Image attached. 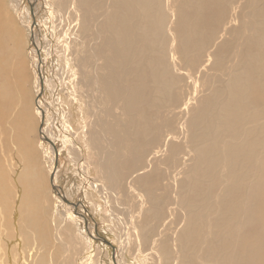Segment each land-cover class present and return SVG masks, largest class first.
Segmentation results:
<instances>
[{
  "label": "rangeland",
  "instance_id": "obj_1",
  "mask_svg": "<svg viewBox=\"0 0 264 264\" xmlns=\"http://www.w3.org/2000/svg\"><path fill=\"white\" fill-rule=\"evenodd\" d=\"M35 1L36 4L31 7L28 0H0V39L2 37L8 38L5 42L6 48H3V42L2 47H0L1 59L6 62V64L1 63L0 69L2 73L5 72L4 84L6 83L5 87L8 88L9 97L11 98V105L7 106L4 121L0 125L4 129V141H1L2 138L0 139L1 263L77 264V260L85 255V264H113L111 249L98 241L94 243L90 240L89 235L94 236V229L92 230L90 226L89 232L86 231V228L84 229L82 223H91V220L88 213L86 214L80 205V203H83L87 207L86 210L90 211L89 214H91L92 220L99 226V237L119 250L117 254L115 253V257H119L121 264H146L149 262L150 264H164L160 260L152 262L149 259L144 261L148 257L147 254H150V250H152V247H150L151 239L148 235L146 236L147 228L151 225L146 226L147 223H142L143 219L138 216L140 212L138 206L134 208L138 199L133 197L132 177H135L136 166L142 167V163L147 164V161L139 159L142 162L138 165H132V167H128L125 162L122 163L120 167L122 172L117 173V175L124 176L123 171H125L124 173L128 176L123 177L122 186L116 188L117 190H113V193L116 192V196L113 194L111 198L109 192H100V190L93 189V184L86 185L84 183L77 166V159L80 155L76 156L77 150L75 149H81L82 160L86 163L90 165L94 163L89 169L88 176L93 181L100 183L99 180L102 179V174L96 168V163L100 159V153H105V151L113 153L115 151L112 146L114 143H109L112 140L110 137L112 133H116L118 137H121L124 129L133 128V132L145 129L148 126L154 129L168 120L171 122H169L170 129L168 128V130L174 128L176 133L182 134L174 140L183 147L194 140L192 137L189 138V134L187 136L184 123H194L192 129L189 128V130L192 133L202 132L200 138L202 137L201 139L204 142L206 141V144L214 143L213 145H216L217 150L215 151L213 148L214 152H211V159L213 160L215 156L216 158L213 162L206 160L203 163L202 160L205 156L197 155L192 148L188 150L187 155L182 156L180 154L184 164L179 168L180 175L178 177L177 171L173 168L171 162L168 168L164 164L160 165L158 163L160 168L156 167L157 171L162 168L161 170L168 178L162 181L159 186L165 190V193L171 199L174 198V192H177L179 199L184 201V207L187 210L191 208L193 223H199V221L202 223L201 226L197 224V237L200 243L206 239L212 242L215 240L216 234L221 235V239L226 238L227 245L231 247L227 254L222 253L223 259H227V261L230 259L233 264H236L238 260L245 261L247 260L246 257H253L256 251L254 238L261 237L263 228L257 221L256 213L250 212V207L255 208L254 196L258 191L259 194L262 192L261 188L264 189V165L259 163V161L264 162V148H256V153L258 151L259 156L253 154L249 157L246 152H242L245 150V145H247L244 133L250 132L249 129L253 128V124L248 119L243 120L241 124H244L239 125L240 127L230 130L232 133H238V137L234 133L233 135L226 132V139L221 134L214 135L215 132H212L218 127L217 122H215L217 125L215 123L210 125L211 118H207L210 127L202 126V128L199 119L202 115L201 108L206 106V110L210 104L218 103L215 100L208 102L210 96L220 95V101L223 102L221 107L224 106L223 104L228 105L233 101L231 98L237 94L234 92L235 89L233 90L235 86L231 85L233 80L240 82L242 80V85L248 87L252 84L251 81L242 79V71L248 70V73L253 75L254 84L257 86L264 82V0H160L159 3L155 1L156 4L152 6V10L148 7L154 0H127V8L132 4L134 9L138 7V9H133V16L136 15V11L139 13L136 22H134L133 46H131L133 47V64H136L138 70L143 61L142 51L148 54L149 59L151 54L157 60L156 54L160 49L157 46L159 38L156 35L158 21H162L160 22L161 27L163 25L166 33L169 26L168 28L176 36V40L173 41L172 33L169 36L168 33L164 32L167 39L162 38L165 41L162 44L164 43V46L166 45L165 47L168 48L174 42V44H179L178 48H184L182 50L184 53L177 50V54H167L165 57V64L169 68L167 73L156 69V76L159 78V74L162 73V78L169 82L162 81V87L158 91L148 89L149 94L140 95L141 90H136L134 86H140L139 84L143 81L147 82L145 81L147 76L142 74L144 71H137L130 77V81H133V103H131V99H127L128 95L132 97V91L128 95L122 94L121 91L124 85L122 83L118 84L122 79H120L118 70V57L114 56V60L111 59L105 62L103 59L109 54L108 51L99 52L98 45L95 46L94 41L91 40L90 34H94L96 31L105 36L109 33L101 27L103 19L100 15L104 11L101 10V7L106 9V6L101 4L100 7L99 3H92V5L86 7L85 14L84 11H81L77 17L75 11L70 9L72 6L69 0H64L67 1L66 5L68 7L64 3L66 9L63 5L62 10L59 9L61 0ZM18 3L21 7L19 6L16 11ZM159 5L161 8L157 10L156 8ZM30 8L33 9L35 26L38 30L36 32H38L37 35L41 43V64L45 63L43 71L45 85H43L41 101L43 109L41 111L43 113L46 111L44 113L43 128L45 135L48 138L51 137V141L58 150L56 166L54 165L53 151H51L52 154L49 153L48 148L50 146L40 138V117L35 113V100H37L38 93L37 82L39 81L36 76L37 70H35L33 64L35 60L29 54L30 51L33 53V44L30 42L32 31H28L27 28L31 27L30 24H33ZM149 10L151 11L149 12ZM168 12H173V15L168 14ZM68 13L70 14L68 15ZM145 13H148L149 16L142 17ZM67 16H70L69 20ZM161 16H164V19ZM73 18L75 19L73 20ZM82 21L87 24L85 29L81 26ZM51 27L54 30L53 38H51L54 46L48 50V40H50L51 35L47 30L50 31ZM109 27L113 26L110 24ZM71 30H74V32H71ZM113 30H115L114 27ZM142 32L148 33L147 36L154 41L147 37V42H141L140 35ZM69 35H71V38L67 37ZM79 41L83 44L82 47L79 46L81 44ZM168 41L170 42L168 43ZM198 42L201 44H197ZM202 52H204L203 56ZM93 54H96V56ZM179 58L181 61H177L180 60ZM18 69L21 72V77L16 76ZM109 69L110 71L107 72ZM110 73L114 81L111 80ZM164 83L167 85V90ZM4 84H0V87ZM105 84L109 86L108 89L104 88ZM118 87L121 89L119 90ZM252 87L254 86L252 85ZM260 91L263 93L262 101L260 98L256 99L252 111L258 112V110L264 109V89ZM155 97L159 103L155 102L152 105L151 100H154ZM187 100H190V102ZM239 100H241V96L236 101ZM226 107H223L224 113L228 112L229 109L234 110L229 108L230 106ZM243 109L246 108L243 107ZM20 115L24 117L22 124L19 119ZM239 115L242 117L243 113ZM261 118L255 124H260L259 126L263 129L264 114ZM195 121H197L196 124ZM27 123L29 124L28 129ZM21 131L25 135L29 146L27 153L20 150L17 143L16 135L20 134ZM165 131L162 130V138L167 135ZM69 135L74 137L76 147L73 144L70 146L66 144ZM262 135L264 136V129ZM232 137L238 140L235 141ZM215 138H219L220 142L218 141L217 144L212 142V139ZM167 139L171 140L170 138ZM260 141L263 142L264 138L260 137ZM131 144L133 146V143ZM213 145L211 146L213 147ZM221 145L224 146L221 147ZM183 147H179L181 151H183ZM154 150L156 149L150 150L149 154ZM231 150H235L234 153ZM144 155H148V153ZM165 155L167 159H171L169 153H165L163 156ZM22 162L23 164H20ZM54 166L55 176L53 178H55L56 186L65 194L67 202L78 205L76 209L70 205L68 208L65 203L63 205L57 203L60 200L55 199L50 185V176ZM173 177L176 178V183ZM31 178L38 179L39 194L35 191L36 189H33ZM103 182L106 184L105 181ZM130 182L132 183L130 184ZM181 182H185L183 197L180 196V190L175 188L177 183L180 184ZM104 196L107 198L109 206L114 205L112 206L114 209L106 207ZM148 207L149 204L147 203L145 209ZM169 209L173 210V206L168 207L163 217L155 222L156 224L163 223V225L162 227L154 226L156 229H154L153 238L157 234L159 235L158 232L161 230V234L167 232L166 238L172 243V235L177 234L178 230L185 226L186 220L180 222L178 227L171 225L172 222L168 216ZM190 210L187 212L189 213ZM67 213H72L74 219L79 218V214L82 215L80 217L83 222L71 220L68 218ZM112 215L114 216L112 217ZM133 215L136 219H134V223L137 222L136 224L139 228L141 227L145 237H147L145 248L143 245L137 248L136 242H133L135 241L131 226ZM131 216L132 218H129ZM198 217L199 219H197ZM39 226L40 228L37 229L40 232L36 229ZM126 235L130 238L127 248L122 244L123 239L127 237ZM238 239L244 241L241 246L238 244ZM191 241L194 242L192 237ZM176 243L179 249L183 243L186 246L187 239L181 237V240L178 239ZM166 244H169V242L167 241ZM260 250L259 245V253H261ZM88 255H90V258ZM196 255L197 253H193V259L191 258L189 261L185 259L182 264H190V261L193 263L198 262V264H213L201 258L197 259ZM172 257L176 258V252H173ZM172 257L169 264L173 263L172 260L174 259ZM214 262L222 264L223 260L218 261L215 259ZM249 263L264 264V260L258 259Z\"/></svg>",
  "mask_w": 264,
  "mask_h": 264
},
{
  "label": "bare ground",
  "instance_id": "obj_2",
  "mask_svg": "<svg viewBox=\"0 0 264 264\" xmlns=\"http://www.w3.org/2000/svg\"><path fill=\"white\" fill-rule=\"evenodd\" d=\"M27 1V0H26ZM29 1V4L31 5V7L33 5L36 4V1L35 0H28ZM70 1V2H69ZM68 2L71 4L72 9L73 11H75V13L77 14V17H78V13H80L81 11L83 12L84 11V14L86 13L85 10H86V7L88 5H92V3H99V6L101 7V4L102 6H106V9L105 8H102L101 7V10H104L100 17L103 19V21H101V27L102 29H106L108 33L107 36L103 35L101 32L99 31H94L95 33L94 34H90L92 39L94 41V45L97 46L98 45V51L101 52V51H108V55H106L104 57V61L105 62H108V60H114L113 57L117 56L118 59H119V62L117 63L118 64V70H119V74H120V81L118 82V84L120 85L122 83V85H124L123 89H122V94L124 93L125 95L129 92L132 91V97L128 95L127 99L130 100L131 99V103H133V81H130V77L133 76L137 71L141 72V71H144L142 74L146 75L147 76V79L145 81L147 82H142L141 84H139L140 86H134L136 90H141L140 91V95L142 94H149L148 93V89L150 91H153L155 89V91H158L159 88L162 87V81L163 82H168L167 80H165L164 78H162V73L159 74V78L156 76V69H158L159 71L163 72V73H167L169 71V68L167 66V64H165V57L168 55H171L172 53L174 54H177V50L178 51H182L184 50L183 47H179V44L176 43L173 44L166 48L164 46V43L162 44V42L164 41L162 38L165 37V39H167L166 37V34L168 33V35L170 33H172V38L174 39L173 41L176 40V36L175 34L172 32L171 29H169L167 27V33L164 31L165 28H163V25L161 27V23L162 21H158L157 22V36L159 38V41H158V54H156V58L157 60H155V58L150 54V59L148 58V54L143 52L142 51V63L140 64V67H139V70L138 68L136 67V64H133V31H134V28H135V23L136 22L135 20L138 18L139 16V13L136 11V15L133 16V4L130 5L128 8H127V0H69ZM152 1V0H150ZM161 2L160 0H154L152 2V4H150V7H148L149 9L152 10V6H154L156 3ZM21 2V1H20ZM31 2V3H30ZM67 2V1H66ZM66 2L64 0H61L60 2V8L62 10L63 8V5L65 3L66 5ZM191 2V1H190ZM193 2V1H192ZM196 2V1H195ZM188 3V2H187ZM201 3V2H200ZM199 3V4H200ZM17 4V3H16ZM28 4V3H27ZM191 4V3H189ZM59 5V3H58ZM64 5V7H65ZM94 5V4H93ZM186 5V4H185ZM18 6V7H17ZM19 6L20 4L18 3V5H16V11L19 9ZM67 6V5H66ZM187 6V5H186ZM192 6V5H190ZM21 7V6H20ZM68 7V6H67ZM156 7V6H155ZM161 8L160 5L159 7L157 6V10ZM187 9V7H185ZM190 8V7H189ZM48 9V8H47ZM66 9V7H65ZM135 9H138V7H136ZM134 9V10H135ZM185 9V10H186ZM24 10V8H23ZM149 10V12L151 11ZM154 10V9H153ZM156 10V11H157ZM168 6H167V11H168ZM189 10V9H188ZM20 11V10H19ZM18 11V12H19ZM22 11V10H21ZM69 11V10H68ZM78 11V12H77ZM147 11V9H146ZM179 11V10H178ZM190 11V10H189ZM64 12V11H62ZM143 12V11H141ZM175 12V11H174ZM185 12V11H184ZM2 13V12H1ZM61 13V12H60ZM170 12H168L169 14ZM70 13H68L69 15ZM88 14V13H87ZM94 14V13H93ZM148 13H145L142 15V17H145V16H149L147 15ZM186 14V13H185ZM53 15V14H52ZM98 15V14H96ZM151 15V14H150ZM170 15H173V12L170 13ZM183 16V15H182ZM68 17V20H69V17L70 16H67ZM73 17V15H72ZM75 17V16H74ZM84 17V15H83ZM162 19H164V16H161ZM51 18V17H50ZM76 18V17H75ZM73 18V20L75 19ZM93 18V17H92ZM95 18V17H94ZM180 18V17H179ZM81 19V17H80ZM83 19V18H82ZM86 19V17H85ZM101 19V20H102ZM182 19V18H181ZM196 19V18H195ZM72 20V21H73ZM84 20V19H83ZM134 20V21H133ZM76 21V20H75ZM74 21V23H75ZM154 21V20H153ZM193 21V20H192ZM33 24H30L31 27H27L28 28V31H32V35H33V39H32V43L33 44V53L30 51V56L32 59H34L35 61H33L34 63V68L35 70H37V61L39 59H41V54H40V41H39V37H38V31L37 30V27L35 26V20L33 19ZM69 22V21H68ZM93 22V21H92ZM100 22V21H99ZM151 22V21H150ZM134 23V24H133ZM142 23V22H141ZM148 23V21H147ZM196 23V22H195ZM112 25L115 30H113V27H109V25ZM164 24V23H163ZM192 24V23H191ZM97 25V24H96ZM143 25V24H142ZM148 25L150 26V23H148ZM24 26V25H23ZM66 26V25H65ZM81 26L82 28H86L87 27V24L85 21H82L81 22ZM99 26V25H98ZM139 26H141V24H139ZM198 26V25H197ZM75 27V26H74ZM73 27V28H74ZM89 27V26H88ZM138 28V26H136ZM142 27V26H141ZM72 28V27H71ZM76 28V27H75ZM80 28V27H79ZM136 28V29H137ZM144 28V27H142ZM140 28V29H142ZM156 28V27H155ZM83 29V30H84ZM89 30V28H87ZM93 29V28H91ZM98 29V27H97ZM135 29V30H136ZM153 29V28H152ZM49 32V34L51 35L49 38L50 40H48V46H49V49L54 46V43L51 41V38H53V33H54V30H52V27L49 30H47ZM77 31V30H76ZM92 31V32H93ZM71 32H74V30ZM91 32V33H92ZM137 32V31H135ZM153 32V31H151ZM151 32H149L151 34ZM155 32V31H154ZM166 34H165V33ZM201 32V30H200ZM208 32V31H207ZM77 33V32H76ZM140 33V32H139ZM147 33V32H146ZM202 33V32H201ZM71 34V33H69ZM83 34H87V33H83ZM138 34V33H137ZM148 34V33H147ZM147 34L145 33H141L140 35V40L141 42H147L148 38L152 39L151 37L147 36ZM48 35V34H47ZM89 35V34H88ZM87 35V37H88ZM110 35V36H109ZM136 36V35H135ZM170 36V35H169ZM67 37H70L71 38V35L67 36ZM90 37V38H91ZM202 37V36H201ZM64 38V37H63ZM197 38V37H196ZM7 37H2L0 39V47H2V42L4 43V46L6 45V41H7ZM77 39V38H76ZM80 39V38H79ZM84 39V38H83ZM88 39V38H87ZM156 39V38H155ZM194 39V38H192ZM202 39V38H201ZM72 40V39H71ZM70 40V42H71ZM153 40V39H152ZM172 40V39H171ZM195 40V39H194ZM198 40V39H197ZM37 41V43H36ZM154 41V40H153ZM202 41V40H201ZM69 42V44H70ZM81 43V41H79ZM85 42V41H84ZM165 42V41H164ZM170 41H168L169 43ZM77 43H78V40H77ZM96 43V44H95ZM209 43V42H207ZM68 44V43H67ZM166 44H167V41H166ZM199 44V42L197 43ZM201 44V43H200ZM199 44V45H200ZM203 44V43H202ZM206 44V43H205ZM83 45L82 43L79 45L81 46ZM147 45V44H146ZM149 45V44H148ZM198 45V47H200ZM3 48H6V46ZM69 46V45H68ZM203 46V45H202ZM201 46V47H202ZM82 47V46H81ZM152 47V46H151ZM155 47V46H154ZM263 47V46H262ZM2 48V49H3ZM66 48V47H65ZM166 48V49H165ZM203 48V47H202ZM201 48V49H202ZM1 49V50H2ZM261 49V48H259ZM139 50V49H138ZM157 50V49H156ZM67 51V50H66ZM96 51V50H95ZM94 51V52H95ZM201 51V50H200ZM199 51V52H200ZM93 52V53H94ZM148 52V51H147ZM157 52V51H156ZM176 52V53H175ZM183 52V51H182ZM10 53V52H9ZM39 53V59L37 57V54ZM96 53V52H95ZM141 53V52H140ZM184 53V52H183ZM203 53L202 52V56H203ZM207 53V52H206ZM178 54H181V53H178ZM188 54V53H186ZM197 54V53H196ZM200 54V55H201ZM209 54V53H207ZM94 55V54H93ZM198 55V56H200ZM205 55V54H204ZM96 56V54L94 55ZM99 56V54H98ZM173 56V55H172ZM185 56V55H184ZM197 56V55H196ZM201 56V57H202ZM170 57V56H169ZM183 57V56H182ZM138 58V57H137ZM185 58H187L185 56ZM210 58V57H209ZM116 59V58H115ZM180 59V58H179ZM197 59V58H196ZM199 59V57H198ZM117 60V59H116ZM42 61V60H41ZM140 61V60H139ZM138 61V62H139ZM177 61H181L180 60H177ZM45 62V61H44ZM1 63L2 64H6V62L3 61V59H1V56H0V66H1ZM137 63V62H136ZM172 63V62H171ZM17 64V63H16ZM45 64V63H44ZM44 64H42L41 66V72H42V78L44 77L43 76V71H44ZM110 64V63H109ZM176 64V63H175ZM115 65H116V62H115ZM114 65V66H115ZM173 65V64H172ZM178 65V64H177ZM101 67V66H100ZM174 67V66H173ZM179 67V66H178ZM177 67V68H178ZM243 68H246V67H243ZM111 69V68H110ZM107 70L108 71H110ZM178 70V69H176ZM175 70V71H176ZM114 71V70H113ZM18 74L16 76L18 77H21V72L20 70L18 69ZM11 74V73H10ZM105 74V73H104ZM111 74V73H110ZM181 74H184V73H181ZM4 75H5V72L3 71V73L1 72V69H0V84H4L5 80H4ZM109 75V74H108ZM139 75V74H137ZM170 75V74H169ZM173 75V74H172ZM178 75H180L178 73ZM194 75V73H193ZM7 76V75H6ZM36 76L38 77V75L36 74ZM136 76V75H135ZM246 76V78H245ZM1 78H2V82H1ZM8 78V77H7ZM6 78V79H7ZM23 78V77H22ZM111 80L114 81L112 79V74H111ZM136 78V77H135ZM108 79V77H107ZM139 79V78H138ZM141 79V78H140ZM177 79V78H176ZM175 79V80H176ZM181 79V78H180ZM193 79V78H192ZM242 79H246V81H251L252 84H250V86L248 87L247 85H242V80L241 82L238 81V80H233L232 81V84L233 86V90L234 92H236L237 94L235 96H233L231 98V101L230 103H228V105H225L223 104L224 108H227L226 106H230L229 108L231 109H234L233 111L229 109L228 112L224 113V108L221 107V98H220V95H214V96H210L209 99H208V102L210 101H216L218 102L217 104H214V105H209L205 110V107L201 108L200 110L202 111V115H201V118L199 119V122H201V127L204 126V127H210L208 126V121H207V118H211L210 119V125H213L215 122H217V125L218 127H216L214 129V131L212 132H215L214 135L216 134H221L222 136H224V139H226L225 137V134L226 132H230L231 134H235L236 137H238V133L236 132H231L230 130H235V127H238L239 125H243L241 124L243 120H246L248 119L249 122L251 124H253V128L249 129L251 130L250 132H246L244 133L245 137L244 139L246 140L247 139V145H245V150H243L242 152H246L249 157L250 155H253V154H256L259 156V153L257 151L256 153V150L258 149V147H262L264 148V141H260V137H263L264 136L262 135L263 133V129L255 124L256 122H258L260 119H262V115L264 114V109H260L257 111H252V108L255 107L254 105V101L258 98H260V100L262 101V98H263V93L260 91V90H263L264 89V82L260 83L258 86L256 84H254V79H253V75H250L248 73V70H245V71H242ZM38 80V79H37ZM43 80V85H45V82H44V78L42 79ZM106 80V79H105ZM124 80V81H122ZM171 80V79H170ZM126 81V82H125ZM128 81V82H127ZM130 81V82H129ZM142 81V79H141ZM177 81V80H176ZM197 81V80H196ZM182 82V80H181ZM137 83V82H136ZM135 83V84H136ZM169 83V82H168ZM175 83V81H174ZM179 84V82H177ZM6 84V83H5ZM5 84L0 87V125L3 123L4 121V117H5V111L7 110V106H9L10 102H11V98L9 97V90L8 88L5 87ZM111 84V83H110ZM109 84V85H110ZM192 84V83H191ZM252 85L254 87H252ZM164 86H165V89L167 90V85L164 83ZM44 87V86H43ZM108 85L105 84L104 88L105 89H108ZM140 87V88H139ZM170 87V86H168ZM181 88V86H180ZM118 89L120 90L121 88L118 87ZM152 89V90H151ZM37 90H39V82H37ZM195 89L193 88V91ZM24 91V90H23ZM22 91V92H23ZM154 91V92H155ZM181 93V92H180ZM151 95V94H150ZM152 96V95H151ZM239 96H241V100H239L238 102L236 101ZM253 96V97H252ZM126 98V97H125ZM189 98V97H188ZM191 100V99H190ZM190 100H187L190 102ZM159 103L158 102V99L155 97L154 100H151V103L152 105L154 103ZM202 102V101H201ZM207 102V100H206ZM226 103V102H225ZM35 104H36V114L38 117H40L41 115V110L42 109V102L41 100L40 101H36L35 100ZM165 104V103H164ZM245 104V105H243ZM11 105V104H10ZM182 107V106H181ZM243 107H245L246 109L244 110ZM60 109V108H59ZM237 109V111H236ZM244 110V111H243ZM243 111V112H241ZM43 112V111H42ZM46 111H44L45 113ZM240 113H243L242 117H240ZM160 114V113H159ZM178 114V113H177ZM176 117L178 115H175ZM167 117V116H166ZM19 119H20V122L21 124L23 123L24 121V117H22V115L19 116ZM27 120V119H26ZM59 120V119H58ZM168 120V119H167ZM170 121H164L159 127H156L154 129H151L149 128L150 126H148L147 128L145 129H142V130H138V131H134L133 132V128H130L129 130L127 129H124L122 130V135L121 137H118L116 133H112L110 135L111 139L109 141L110 142H113L114 145H112L115 149V151L113 153H108L106 152L105 150V153H100V159L99 161L97 160V163H96V168L99 169V171L101 172L102 174V179L100 178L99 181H101L100 183L98 182H95L91 179V177H89V169L91 167V165L93 164H89V163H86V161L82 160L83 157H82V151L81 149L79 148H74L75 150H77V155L76 156H79L77 161H78V170L80 171L81 173V178L82 180L84 181V183L87 185L89 183H91V185L93 184V189H96V190H100V192H109L110 195L109 197H113V194L114 196H116V192L113 193L114 189L116 188H119L120 186H122V182L124 179L123 177L125 176H128L126 173H124L125 171H123V175H117V173H121L122 171H120V167L122 165L123 162H125V164L128 166V167H132V165H138L139 163H141L142 161H140L139 159H144L147 161V164L145 163H142V167H140L139 165L136 166V171L134 172L135 174V177H132L133 178V197L138 199V204L136 203V206H138V209L140 210L139 212V217L140 219H143V222L142 223H147L146 226H150L149 228H147V231H146V236L148 235V237L151 239V245L150 247H152V250L151 253L147 254L148 257L146 259H144V261H147V260H151L152 262L153 261H156V260H160L161 262H163L164 264H169V261L173 255V252H176V258L172 260L173 263L172 264H182V261H184L185 259L186 260H190L193 256V253H197V255L195 256L197 259H203L204 261L206 262H211L213 264H217L216 262H214V260H218V261H222L223 260V263L222 264H231L232 261H230V259L227 261V259H223L222 257V253L224 254H227L230 250H231V247L229 245H227L225 239L226 238H223L221 239V235H217L215 236V240L212 241V242H209L207 239L205 241H203L202 243H200V241L198 240V237H197V224H201L200 221L199 223H193V219H192V211L190 209H186L184 207V201H181L179 199V195L177 192H174V195L173 197L174 198H170L166 193H165V190L159 186L161 184L162 181H165L166 179V175L165 173L160 169L157 171V168H160V166L158 165V163H160V165L164 164L166 168L169 167V163L171 162L172 166L174 169H176L177 171V177L180 175V172H179V168H181L182 164H184L183 162V158L180 157V154H182V156H185L187 155L189 152L188 150H191L193 148V150L196 152L197 155H200V156H205V158H203L202 162L205 163L206 160H211V162H213V160L211 159V155L212 153L211 152H214V149L215 151L217 150L216 148V145H213L214 143L210 144H206L203 139L200 138V136L202 134V132H195V133H192L191 130H189V128L192 129V126L194 125V123H184V129L185 131L187 132V136L189 134V138L192 137L194 140L190 141V143L186 144L185 142V147L183 146H180L179 142H176L174 139H177L178 138V135H182L181 133L178 134L175 132V129L172 128L171 130H168V128L170 129ZM197 121H195V124H196ZM262 122V121H261ZM104 123V122H103ZM136 123V122H135ZM153 123V122H152ZM155 123V122H154ZM232 123V125H231ZM6 124V122H5ZM226 124V125H225ZM29 124L27 123V129L29 128L28 126ZM40 125V124H39ZM183 125V124H182ZM229 127H228V126ZM141 126V125H140ZM239 126V127H240ZM142 127V126H141ZM214 127V126H212ZM95 128V127H94ZM203 128V127H202ZM162 130H166L165 132L167 133V135H165L164 138H162ZM203 131L205 129H202ZM210 130V129H209ZM239 130V129H238ZM44 132V134H43ZM97 132V131H96ZM184 132V131H183ZM185 133V132H184ZM210 133V132H208ZM243 133V131H242ZM193 134V135H192ZM224 134V135H223ZM233 134V135H234ZM41 135L42 137L46 138V139H49L51 141V137L48 138L46 135H45V130L43 128V131L41 132ZM148 137H147V136ZM67 136V135H66ZM184 136V135H183ZM17 137V143L18 145L20 146V150L22 151H25V153H27V151L29 150V146H28V143H27V140L25 138V135L23 134V132L21 131V133L17 134L16 135ZM101 137V136H100ZM182 137V136H181ZM186 137V136H185ZM206 138V136H204ZM221 137V136H220ZM2 138V139H1ZM41 138V137H40ZM167 138H170L171 140L167 139ZM231 138V137H230ZM234 137H232L233 139ZM0 139L1 141H4V129L0 127ZM66 139V138H65ZM102 139V138H101ZM184 139V138H183ZM235 141H237L238 139L234 138ZM64 140V139H63ZM97 140V139H96ZM213 141L212 142H215V144H217V142L219 141V138H215V139H212ZM65 141V140H64ZM67 143L69 146L70 145H74L75 146V140H74V137L72 135H69V139L66 140ZM98 141V140H97ZM41 142V141H40ZM220 142V141H219ZM133 143V146L132 144ZM194 143V144H193ZM196 143V144H195ZM229 143H232L233 142H230ZM65 144V145H66ZM116 144V145H115ZM221 144V143H220ZM219 144V145H220ZM231 144V145H232ZM47 145V144H46ZM64 145V144H63ZM108 145V144H107ZM213 145V147L211 146ZM49 146V145H48ZM68 146V147H69ZM126 146H127V149H126ZM224 146V145H221V147ZM3 147V146H2ZM76 147V146H75ZM106 147V146H105ZM179 147H183V151L180 150ZM216 147V148H215ZM220 147V148H221ZM66 148V147H65ZM214 148V149H213ZM219 148V147H218ZM224 148V147H223ZM257 148V149H256ZM49 153L52 151V148L49 147ZM153 149H156L154 150L152 153L149 154V151L150 150H153ZM107 150V149H106ZM3 151H4V147H3ZM58 151V150H57ZM73 151V150H72ZM110 151V150H109ZM132 151V152H131ZM235 150H231V152L234 153ZM224 152V151H223ZM222 152V153H223ZM145 153H148V155H144ZM165 153H169L170 156H171V159H167L166 158V155L163 156ZM52 154V152H51ZM163 154V155H162ZM216 155V154H215ZM54 157V155H53ZM201 157V158H202ZM256 157V156H255ZM51 158V157H50ZM68 158V157H67ZM97 158V157H96ZM73 160V159H72ZM71 160V161H72ZM133 160V162H132ZM260 160V159H259ZM91 161V160H90ZM95 161V160H94ZM157 161V163H156ZM33 162V161H32ZM96 162V161H95ZM260 164L264 165V162L262 161H259ZM20 164H23L20 163ZM34 164V163H33ZM215 165V162L213 163ZM26 165V164H24ZM203 165V164H202ZM21 168V167H20ZM93 168V167H92ZM172 168V167H171ZM164 169V168H163ZM128 170V169H127ZM165 170V169H164ZM54 171L53 170V174H54ZM99 172V173H100ZM198 172V171H196ZM28 174V173H27ZM133 174V175H134ZM213 174V172H212ZM29 175V174H28ZM34 175V174H33ZM32 176V175H31ZM30 176V177H31ZM55 176V175H54ZM32 177H35V176H32ZM32 180V184H33V189H36L35 191H37V194H39L40 192V185L38 183V179L36 178V180L34 178H31ZM213 179V178H212ZM98 180V179H97ZM128 180V179H127ZM173 180L174 182L176 183V178L173 177ZM172 180V182H173ZM187 180V179H186ZM28 181V180H27ZM30 181V182H31ZM106 184H104V182ZM126 181V180H125ZM130 181V180H129ZM180 181V180H179ZM198 181V180H196ZM202 181V180H201ZM42 182V181H41ZM178 182V181H177ZM22 183V182H21ZM29 183V182H28ZM53 183L55 184V178L53 179ZM127 183V182H126ZM132 182H130L131 184ZM210 184V183H209ZM24 185V184H22ZM56 185V184H55ZM259 185H260V182H259ZM130 186V185H129ZM131 187V186H130ZM131 187V188H132ZM185 187V182H181L180 184L177 183V185L175 186L176 190H180V196H182V193H183V188ZM130 188V189H131ZM208 188V187H207ZM1 189V188H0ZM29 189V188H28ZM204 189V188H203ZM58 191L57 192H53L54 196H55V199L56 200H60V201H57L58 204H64V200L67 201V198L65 196V194L61 191V189H57ZM117 190V189H116ZM260 190V188H259ZM262 192L259 194V191L257 192V194L254 196V199H255V208L252 209V207H250V212H255V216L257 217V221L258 223H260L261 225V228L262 231H261V237H255L254 240H255V247H256V251L253 255V257L251 256H248L246 257L247 260L245 261H240L238 260L236 262V264H251L249 262H253V261H257L258 259H263L264 260V189L261 188ZM34 191V192H35ZM131 191V190H130ZM197 191V190H196ZM99 192V193H100ZM122 192V191H120ZM102 195H106V194H102ZM38 196V195H37ZM42 197V196H41ZM108 197V196H107ZM104 199H105V203H106V207L109 208V207H112V206H109V202L107 200V198L104 196ZM112 200V199H111ZM238 200V199H237ZM113 201V200H112ZM237 202V201H236ZM25 203V202H24ZM135 203V201H134ZM149 204V207L147 209H145V205L146 204ZM235 203V202H234ZM26 204V203H25ZM71 204V203H70ZM115 204V202H114ZM76 205V204H74ZM81 207L85 208V213L87 214L88 213V217H90V222L91 223H82L83 226H84V229L87 228L89 230V226L90 228L93 230L94 229V236L93 235H89V238L91 241H93L94 243H96V240L94 238H96V234H95V230H97L98 232V225H96L97 223H95L94 220H92V216L91 214H89L90 211H87L86 210V206L85 204L83 203H80ZM135 205V204H134ZM245 205V204H244ZM28 206V205H27ZM71 206V205H70ZM69 205L67 206L68 208L70 207ZM173 206V210L169 209L168 212V216H169V219L170 221L172 222L171 225H174L176 227H178L180 225V222H182L183 220H186V223H184L185 226H183V228H181L180 230H178L177 234H173L172 236V243L171 241L166 238V235H167V232L161 234V230L158 232L159 235L157 234V236H155V238H153V233H154V226L155 225H158L160 227H162L163 223H160V224H156L155 222H157L158 220H160L162 217H163V214L165 213L166 209L169 207H172ZM250 206V205H249ZM244 207V206H243ZM113 208V207H112ZM166 208V209H165ZM114 209V208H113ZM112 209V210H113ZM165 209V210H163ZM69 210V209H67ZM110 210V209H109ZM108 210V211H109ZM136 210V209H135ZM134 210V211H135ZM190 212L188 213L187 211ZM194 212L195 210L192 209ZM233 210V209H232ZM28 211V210H27ZM111 211V210H110ZM113 213V211H111ZM167 212V211H166ZM248 213V212H247ZM68 214V213H67ZM101 214V213H100ZM138 214V213H137ZM117 215V214H115ZM68 218H70L71 220H74V221H77V222H83V219H81L80 216L82 215H78L79 218H76L74 219L73 217V214L70 213L67 215ZM114 215H112L113 217ZM137 217V216H136ZM161 217V218H160ZM174 217V219H172ZM251 217L253 218V215L251 214ZM129 218H132L129 217ZM167 218V217H166ZM165 218V219H166ZM33 219V218H32ZM86 219V218H85ZM134 215H133V224L131 225L132 226V233H133V238H135V241L133 242H136V246L138 248H140V245H143V247L145 248V244L147 243V237H145V234L143 233L141 227L139 228L138 227V224L134 223ZM199 219V217L197 218ZM67 220V219H66ZM114 220V219H113ZM136 220V219H135ZM139 220V219H138ZM179 222V223H177ZM124 223V222H123ZM89 224V225H88ZM127 224H131V223H127ZM78 225V224H77ZM94 225V226H93ZM245 225V224H244ZM37 228H40L39 227H36ZM43 228V227H42ZM96 228V229H95ZM161 229V228H160ZM213 229V228H212ZM219 229V228H218ZM38 230V229H37ZM216 230V229H215ZM236 230V229H235ZM39 231V230H38ZM87 231V230H86ZM232 231V230H231ZM40 232V231H39ZM89 232V231H87ZM220 232V231H219ZM236 232V231H235ZM40 234V233H39ZM99 234V233H98ZM32 235V234H31ZM36 235V234H35ZM34 235V236H35ZM163 235V236H162ZM33 236V237H34ZM99 236V235H98ZM127 236V235H126ZM36 237V236H35ZM34 237V238H35ZM181 237L183 238H186L187 239V243H186V246L184 245V243L180 246V248L178 249V247L176 246V242L178 239L181 240ZM191 237L193 239L194 242L191 241ZM20 238V237H19ZM101 238V237H100ZM103 239V238H102ZM18 240V239H17ZM130 238L127 236L123 239L122 241V244L125 246V248H127V245L130 243ZM37 241V240H35ZM169 242V244H166V242ZM40 242V241H39ZM100 242V241H98ZM18 243V242H17ZM101 243V242H100ZM244 243V241L242 239H238V244L241 246L242 244ZM103 244V243H102ZM111 245V244H110ZM259 245L261 247V253H259L258 249H259ZM31 246V245H30ZM112 246V245H111ZM108 247V246H107ZM113 247V246H112ZM149 247V248H150ZM115 248V247H113ZM146 251V250H145ZM31 252V251H30ZM119 252L118 249L115 248V253L117 254ZM3 253V252H2ZM20 253V252H19ZM6 254V253H5ZM115 254V256H116ZM5 256V255H4ZM10 256V255H9ZM90 255H88L89 257ZM225 256V255H224ZM150 257V258H149ZM175 257V256H174ZM195 257H194V260H195ZM90 258V257H89ZM12 259V258H11ZM116 263L117 264H121V261L118 258H116ZM193 259V258H192ZM37 261V260H36ZM198 261V260H197ZM228 263H227V262ZM149 262V261H148ZM159 262V261H158ZM156 262V263H158ZM4 263H6L4 261ZM0 264L1 261H0ZM7 264V263H6ZM77 264H85V255L83 257H80L78 260H77ZM146 264H150L149 263H146ZM152 264V263H151ZM190 264H198V262L196 263H193L192 261H190ZM233 264V263H232Z\"/></svg>",
  "mask_w": 264,
  "mask_h": 264
},
{
  "label": "water",
  "instance_id": "obj_3",
  "mask_svg": "<svg viewBox=\"0 0 264 264\" xmlns=\"http://www.w3.org/2000/svg\"><path fill=\"white\" fill-rule=\"evenodd\" d=\"M30 16L32 19H34V16H33V9L30 8ZM34 23V22H33ZM32 37L33 35L31 34L30 36V42L32 43ZM37 57L39 59V53L37 54ZM37 75H38V81H39V90H38V93H37V102L38 100L42 101V93H43V78H42V72H41V60L39 59L37 61ZM41 115H40V125H39V135L41 137V140H43L45 143H47L51 148H52V151H53V154H54V158H55V166H56V162H57V158H58V153H57V149L54 145V143L52 141H50L49 139H46L44 137H42L41 135V132H42V129H43V122H44V119H45V114L41 111L40 112ZM55 166H54V170H55ZM55 172V171H54ZM54 177V174H53V171L51 173V176H50V182H51V188L53 189L54 192H57L58 190V187L53 183V178ZM64 203L67 204V205H71L72 207H74L75 209L78 207V205H74V204H70L69 202L65 201L64 200ZM83 210L85 211V208L83 206ZM96 229V228H95ZM86 230L88 231V229L86 228ZM95 234H96V238H94L96 241H100L101 243H103L104 245L108 246L110 249H111V259H112V262L113 264H117L116 263V259H115V248H113L110 243L102 238H100L98 236V232L97 230H95Z\"/></svg>",
  "mask_w": 264,
  "mask_h": 264
}]
</instances>
